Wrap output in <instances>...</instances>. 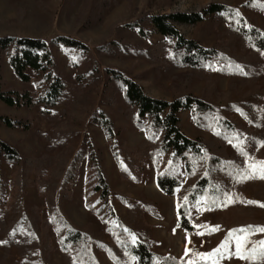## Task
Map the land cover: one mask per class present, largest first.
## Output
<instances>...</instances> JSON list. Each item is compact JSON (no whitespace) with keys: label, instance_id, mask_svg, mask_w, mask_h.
<instances>
[{"label":"trees","instance_id":"1","mask_svg":"<svg viewBox=\"0 0 264 264\" xmlns=\"http://www.w3.org/2000/svg\"><path fill=\"white\" fill-rule=\"evenodd\" d=\"M244 4L264 15V0H248ZM206 16L226 23L228 36L243 48L244 58L221 47H205L187 39L177 27L196 24ZM127 26L143 37L160 34L163 39L149 49L126 42H108L102 45L101 52L143 56L149 60L160 57L174 66L204 75L229 76L231 84L250 88L241 98L225 103L192 93H182L167 101L147 95L127 73L112 67L105 69L104 101L114 104L115 96L122 93L125 116L143 133L144 139L136 149L129 148L103 109H93L90 122L104 133L121 178L138 183L143 166L151 164L158 189L168 196H176L177 227L190 238L195 229L193 220L198 221L206 211L231 205L233 192L250 179H244L241 172L251 173L248 165L258 161V153L264 148V92L257 86L264 74V26L242 14L237 7L220 3H211L193 13L149 14ZM52 46L60 47L70 64L78 68L74 85L62 76ZM4 54L16 78L33 84V88L4 90L0 79V101L11 107L41 106L45 118L53 119L57 115L53 108L61 104L75 108L83 101L88 102L90 86L103 83L95 63L81 69L90 49L77 39L60 36L47 43L38 38L1 37L0 56ZM255 85L257 89L253 88ZM183 111L190 112L198 128L212 133L211 140L191 139L182 132L179 123ZM234 113L244 119V125L233 117ZM0 121L10 128L31 127V122L25 119L0 115ZM74 132L56 127L55 136L50 138L51 148H69ZM238 147L251 159L246 162ZM64 153L25 156L0 138V231L5 237V246L17 249L20 264H105L102 253L112 264H190L185 259L152 251L150 227L143 217L155 215L154 205L144 199L131 203L128 194L111 189L101 150L90 136L86 135L71 155ZM84 159L83 197L86 208L101 222L102 228L98 230L79 228L61 212V203L70 198ZM4 163L14 167L11 183L6 179ZM262 172L264 168L257 164L256 176ZM32 182L37 194L45 200V219H41L39 206L28 205L25 199ZM225 194H228L227 200ZM115 199L128 206L127 216L117 212ZM249 225L264 227L245 224L244 228ZM261 240L264 237L247 238L248 242L242 245L246 254L256 248V258L243 259L245 263L258 264L264 259L259 256L264 247L257 245ZM55 255L60 256L61 263L55 260ZM194 264L205 262L197 260Z\"/></svg>","mask_w":264,"mask_h":264},{"label":"rangeland","instance_id":"2","mask_svg":"<svg viewBox=\"0 0 264 264\" xmlns=\"http://www.w3.org/2000/svg\"><path fill=\"white\" fill-rule=\"evenodd\" d=\"M246 1L248 0H0V38L7 36L38 38L47 43L60 36L77 39L90 49V54L81 69H85L87 64L95 63L103 81L90 86L88 102L83 101L75 108L65 104L53 108L57 113L53 119L45 118L41 114V106L11 107L0 101V115L31 122L29 129H23L7 127L0 121V138L18 148L23 155L38 157L61 152H66L64 154L69 156L78 150L86 135L90 136L101 150L103 166L111 189L128 194L131 203L144 199L154 205L155 215L144 214L143 220L150 227L152 251L159 255H172L189 263L195 262L202 260L197 253L216 249L225 240L230 229L242 228L245 224L264 226V207L260 206L264 205V178H259L258 175L251 177L243 187L233 192L231 205L222 210L206 211L198 221L193 220L195 229L188 238L186 233L177 227L176 196H168L158 189L151 164L143 166L138 183L121 178L104 133L89 120L93 109H103L111 116L121 140L129 148L136 149L144 139L143 133L137 131L125 116L126 105L122 93L115 96L114 104H107L104 101L107 67L127 73L143 87L147 95L157 99L171 101L182 93L212 97L222 103L241 98L250 88H239L236 84H231L229 76L216 73L204 75L190 68L174 66L160 57L149 60L143 56L110 55L101 52L100 48L108 42L120 41L149 49L162 41V35L143 37L127 24L149 14L198 12L211 3L237 7L242 14L264 26V15L246 7L244 4ZM144 27L150 28L147 24H144ZM177 27L187 39L196 40L205 47H221L241 58L246 55L239 44L232 42L226 32L227 25L223 21L206 16L196 24H178ZM52 51L62 76L68 84L74 85L78 68L70 64L60 47L52 46ZM0 75L4 90L21 91L33 88V84L23 83L16 78L5 54L0 56ZM257 84L264 92V74ZM253 88L257 89L256 85ZM233 117L240 124H245L244 119L237 113H234ZM179 124L182 132L191 139L212 138L211 132L194 124L189 111L180 113ZM61 126L76 131L71 146L67 149L51 148L50 138L55 136V128ZM257 159L264 161V148L258 153ZM85 163L86 159L70 190V198L61 203V212L79 228L98 230L102 228L101 222L86 208L83 197ZM259 166L264 168V165ZM4 171L7 181L11 183L14 167L4 163ZM10 191L8 186L7 194ZM25 199L28 205L39 206L41 219L47 217L45 200L37 194L34 182L27 188ZM249 201L255 203H248ZM114 205L121 216H127V205L118 199L114 200ZM257 233L240 235L253 239L264 237V233ZM4 242L5 237L0 231V264H20L21 258L17 249L13 246L6 247ZM222 252L224 256L217 258L218 264H249L236 257L233 241H229ZM229 253L232 255L229 256ZM101 258L105 264H112L105 254L102 253ZM55 260L61 263L59 255H55ZM258 264H264V259Z\"/></svg>","mask_w":264,"mask_h":264},{"label":"snow or ice","instance_id":"3","mask_svg":"<svg viewBox=\"0 0 264 264\" xmlns=\"http://www.w3.org/2000/svg\"><path fill=\"white\" fill-rule=\"evenodd\" d=\"M262 10H264V7H262ZM237 16H239V13H236ZM264 54V53H262ZM237 68H239V66H237ZM239 111V110H238ZM257 144H259L260 142L257 141ZM235 146V145H234ZM242 155H244L246 157V162L247 160L251 159L250 157L247 156V153H245L243 151L242 148L237 149ZM264 165V161H256L253 164H249L248 168L251 169V173L248 172V170H243L241 172V175L243 176L244 179H248L251 177L256 176V165ZM259 178H264V172H262L259 176ZM187 199V198H185ZM225 199H228V194H225ZM248 203H255L252 201H249ZM261 207H264V205H260ZM127 231V230H126ZM264 233V227H253L251 225L247 226L246 228L242 227L239 229H230L227 236L225 237V240L221 242V244L216 248L213 249L210 252H206V253H197V255L205 262V264H218V260L217 258H223L224 253L222 252V249L227 247V243L229 241H233L235 243V248H236V252L235 255L237 258L239 259H255L256 258V248L254 247L251 252H248L247 254L242 251V245L246 244L247 241V236L246 235H238V234H253V233ZM133 241H135V237L132 238ZM257 245L264 247V240L258 241ZM188 254V250H185V255ZM232 254L229 253V256H231ZM259 256L260 257H264V250H261L259 252ZM134 259V258H133ZM190 264H194V262H190Z\"/></svg>","mask_w":264,"mask_h":264}]
</instances>
